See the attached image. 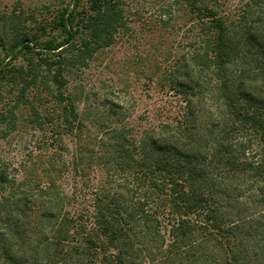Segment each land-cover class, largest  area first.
I'll use <instances>...</instances> for the list:
<instances>
[{
  "label": "trees",
  "instance_id": "obj_1",
  "mask_svg": "<svg viewBox=\"0 0 264 264\" xmlns=\"http://www.w3.org/2000/svg\"><path fill=\"white\" fill-rule=\"evenodd\" d=\"M82 1L51 19L0 8V87L18 88L4 135L34 88L53 99L32 108V167L18 178L0 165V264H264V0L162 8L146 32L163 40L147 41L159 51L176 38L157 83L184 110L137 127L82 118L68 90L74 68L133 32L125 0Z\"/></svg>",
  "mask_w": 264,
  "mask_h": 264
},
{
  "label": "rangeland",
  "instance_id": "obj_2",
  "mask_svg": "<svg viewBox=\"0 0 264 264\" xmlns=\"http://www.w3.org/2000/svg\"><path fill=\"white\" fill-rule=\"evenodd\" d=\"M0 8L10 10L18 2L28 11L39 9L41 18H50L59 9L68 7L71 0H0ZM129 20L133 32L119 35L116 43L101 50L89 61L88 67H77L69 73V92L76 96V104L80 112L84 110L92 119L91 113L98 112L104 120L115 122L126 118L125 122L134 126L145 124L159 125L166 120H174L178 112L184 110L181 98L169 95L168 91H161L158 86L163 71L158 69L162 63L163 50H176L178 42L175 37L166 38L167 45L158 50L151 48L147 40L159 45L163 37L159 32L147 33L155 19L161 14L162 8H168L172 0H125ZM245 0H228L231 6L240 7ZM81 6H86L83 0ZM145 23L144 27L141 25ZM144 30L143 32H141ZM144 33V34H143ZM146 38V41H145ZM183 41V39H180ZM174 46V48H173ZM167 50V51H166ZM143 52L146 63L136 66L133 60ZM142 65V63H140ZM145 68L157 74L154 82L146 77ZM145 72V73H144ZM42 95L37 88L29 94V105H22L18 113V126L9 130L5 136V125L0 123V165H6L10 174L20 178L17 174L19 164L32 167L29 155L37 150L43 142V132L32 123L33 107H38L43 113L49 112L53 99L42 89ZM163 92V93H162ZM18 88L12 86L0 87V112L8 109L16 102ZM114 106L118 114H110L108 110ZM171 110V115L164 110ZM181 109V110H180ZM125 116V117H124ZM96 117V116H95ZM90 118V119H89ZM100 119V118H99ZM95 120V118H94ZM35 152V151H34ZM45 169L40 166L36 174L42 176ZM72 176L65 181L64 187L70 185ZM69 182V183H68Z\"/></svg>",
  "mask_w": 264,
  "mask_h": 264
}]
</instances>
